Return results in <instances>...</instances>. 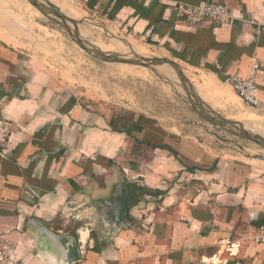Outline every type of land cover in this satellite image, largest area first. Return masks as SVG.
<instances>
[{
	"label": "crops",
	"instance_id": "0c3cea01",
	"mask_svg": "<svg viewBox=\"0 0 264 264\" xmlns=\"http://www.w3.org/2000/svg\"><path fill=\"white\" fill-rule=\"evenodd\" d=\"M48 1L73 7L79 25H102L105 38L125 39L117 29L163 46L213 115L264 116V0ZM204 2L226 4L231 21L191 25L173 14L176 3ZM16 31L0 17V111L12 124L0 147V244L16 264H67L38 225L76 239L73 264H264L253 239L264 227V161L238 159L242 148L189 102L191 114L162 116L135 98L121 108L81 99L57 53ZM229 76L253 77L258 108ZM119 175L128 228L114 221Z\"/></svg>",
	"mask_w": 264,
	"mask_h": 264
},
{
	"label": "rangeland",
	"instance_id": "374dc122",
	"mask_svg": "<svg viewBox=\"0 0 264 264\" xmlns=\"http://www.w3.org/2000/svg\"><path fill=\"white\" fill-rule=\"evenodd\" d=\"M51 1L65 7L60 0ZM65 10L70 13L64 14L71 16L73 11H76L73 7L70 9L65 8ZM1 16L7 19L8 24H13L16 27L18 29L16 33L23 35L24 39L30 38L39 42L38 37L41 40L40 42L46 47L50 46L51 50L57 53L67 65L68 70L72 71V78L74 79L72 81L75 82L74 85H76L81 99H88L89 102L93 103H109L111 106L121 108L126 105L132 106L135 98L137 101L139 100L140 108L143 111L151 108L162 116L183 114V112L184 115L187 112L191 114V111L188 110L187 97L181 87L180 79L168 65L148 68L96 59L84 52L72 40L65 27L56 22L55 18L44 16L26 0H0ZM78 18L79 16H76V14L72 17L74 20ZM102 29V25L94 26V29H91L78 24L80 36L88 42L96 43L97 47L104 51L124 55L128 59H134L133 52L143 58L169 59L181 67L186 77L189 76V73L184 71L182 64L164 52L163 46L155 45V47L150 48V44L144 43V41L142 46V41L133 40L134 37L130 31L125 34L117 29L115 30L116 33L125 39L105 38L103 32L105 34L106 32ZM124 40L125 43H122ZM101 43L107 45L106 48L101 47ZM135 46L141 47L142 52L146 55H143L142 52L141 54L136 52ZM227 116L231 115L227 114ZM237 119L252 136L259 135L264 138V116L259 112L241 113ZM214 129L221 132L222 139H231L238 145V148H242L240 153L237 152L238 159L253 161L254 157H264V148L256 143L219 128Z\"/></svg>",
	"mask_w": 264,
	"mask_h": 264
},
{
	"label": "water",
	"instance_id": "95a60500",
	"mask_svg": "<svg viewBox=\"0 0 264 264\" xmlns=\"http://www.w3.org/2000/svg\"><path fill=\"white\" fill-rule=\"evenodd\" d=\"M34 8H36L41 14L47 16L48 18H55L56 22L62 24L67 30L68 34L72 40L88 55L106 62H116L119 64L131 65V66H140V67H154L160 65H168L176 73L177 77L180 79V84L184 90L187 101L194 109V111L201 117L203 121L212 125L215 128H219L230 134L238 136L242 139H246L257 145L264 148V138L259 135L252 136L243 124L239 122L229 121L225 118H222L217 115H213L210 111L206 110L198 101L193 86L189 79L185 76L181 67L165 58H143L133 52L134 59H128L124 55H116L114 53L104 51L97 47V45L84 40L78 30V22L64 14L60 9L52 5L48 0H26ZM256 160L264 161V157H254ZM119 192L116 200V209H115V220L121 226L128 228V224L125 218V200L127 196V180L119 175ZM40 233L43 232L46 236H49L59 242L61 245L64 254L65 262L67 264H73L80 260V252L76 239L69 235H56L53 232L49 231L43 225H38Z\"/></svg>",
	"mask_w": 264,
	"mask_h": 264
},
{
	"label": "built area",
	"instance_id": "2783aa9c",
	"mask_svg": "<svg viewBox=\"0 0 264 264\" xmlns=\"http://www.w3.org/2000/svg\"><path fill=\"white\" fill-rule=\"evenodd\" d=\"M172 11L177 20L191 25H201L208 22L224 25L232 19L230 8L226 4L218 2H204L200 5L176 3L172 5ZM225 83L249 107L253 109L259 107L257 88L252 76L248 78L229 76L225 79ZM11 125L10 120L4 117L0 111V147L7 143L11 134ZM218 134L220 136L221 132ZM253 239L264 247V227L259 229L258 234ZM0 264H16L7 249L1 244Z\"/></svg>",
	"mask_w": 264,
	"mask_h": 264
},
{
	"label": "flooded vegetation",
	"instance_id": "af4514ba",
	"mask_svg": "<svg viewBox=\"0 0 264 264\" xmlns=\"http://www.w3.org/2000/svg\"><path fill=\"white\" fill-rule=\"evenodd\" d=\"M114 221H116V220L114 219Z\"/></svg>",
	"mask_w": 264,
	"mask_h": 264
}]
</instances>
